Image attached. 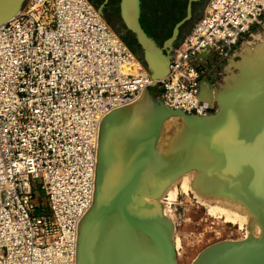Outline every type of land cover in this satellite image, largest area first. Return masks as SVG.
Listing matches in <instances>:
<instances>
[{"label":"built area","instance_id":"1","mask_svg":"<svg viewBox=\"0 0 264 264\" xmlns=\"http://www.w3.org/2000/svg\"><path fill=\"white\" fill-rule=\"evenodd\" d=\"M263 21L264 0H210L158 80L89 0H29L1 25L0 264H77L106 115L153 87L169 108L210 113V55Z\"/></svg>","mask_w":264,"mask_h":264},{"label":"bare ground","instance_id":"2","mask_svg":"<svg viewBox=\"0 0 264 264\" xmlns=\"http://www.w3.org/2000/svg\"><path fill=\"white\" fill-rule=\"evenodd\" d=\"M28 2L29 0H27L23 8L27 6ZM17 15L7 21L12 20ZM4 23L0 24V26ZM243 45L242 52H239L242 54L239 67L241 65L246 66L248 74L244 72V76L239 75L240 73L227 76L222 90L215 89L207 83H204L201 87L200 98L205 103L213 105L214 102H218L220 105L217 113L207 116L205 121L206 123H212L214 132L217 131L218 133L217 136L220 135V138L228 142L227 148L225 146L221 148L217 146L219 150L226 148V156L220 157L216 155L215 149L207 150L202 145L197 146V143L191 140L193 132L191 134L187 132L188 128L185 126V122L183 123V120L179 121V123L175 121L174 123L179 124V129L174 128V131L178 132L184 124L183 129L185 128V132L182 131L183 129L180 130L179 141L175 145L173 144L174 146L172 147L177 146L179 149L185 145L187 147V150L184 148L185 154H191L189 161L192 162L189 163L197 165L199 169L196 172L193 170V173L184 174L172 185L170 184L171 186L168 188L167 193L170 196L168 200H174L177 193V188L175 189V187L180 182L184 192L192 191L194 193L195 190L194 196L199 199L200 203L202 202V204L206 205L211 213L223 215L227 220L239 222L240 225H246L249 221L250 233L256 237L264 232V226L259 221L260 216H264V179L260 177V171L264 170V40L262 41L258 36L254 41ZM228 69L231 70L229 67ZM233 90H244L243 93H248V96L240 95L239 101L233 102L231 100V94L232 92L234 93ZM147 96V93L144 92L132 102L106 115L107 117L102 125L98 184L93 211L98 208L101 195L99 184L102 183L104 187V184L112 178L111 174L115 173V168L118 170V162L121 160L117 159L116 151L126 148V138L130 132L141 126H146L151 118L155 106L151 105ZM194 132L196 133V130ZM169 139L171 143V138ZM206 141L208 140L206 139ZM114 143L117 144L114 145ZM163 150L165 149L163 148ZM191 182L193 185L195 184L193 190ZM156 189V192H158L159 188L154 186L146 185V187L139 188V190L137 188L136 205L145 221L156 230L170 236L173 234H170V223L162 217L161 209L158 208L159 205L157 207L155 203L147 200L144 196V193L148 194ZM167 205H164L165 212L168 216L173 217L174 210L170 211ZM82 229L79 264H163L153 242L144 234H138L129 228L123 222L119 213H115L109 218L95 219L83 232ZM106 231H111L112 234L107 235ZM252 246L254 247L255 244ZM251 258L253 257L251 256ZM209 262V264H214L213 259ZM252 262L264 264V261L260 259Z\"/></svg>","mask_w":264,"mask_h":264},{"label":"rangeland","instance_id":"3","mask_svg":"<svg viewBox=\"0 0 264 264\" xmlns=\"http://www.w3.org/2000/svg\"><path fill=\"white\" fill-rule=\"evenodd\" d=\"M102 1L103 0H95L94 3L93 2L91 3L99 9ZM120 1L121 0H110V2L108 3L109 4L108 11H105L104 13H102V15L105 17V19L108 21V23L118 33L120 37L123 34L133 39L134 45L137 48V52H135L134 50L133 51L136 54V56H138V59L141 61V63L144 65L143 67L147 70V68L145 67L146 64L144 60L143 50L141 46L139 45V43L137 42L135 35L127 28L125 22L123 21L120 15ZM187 1L188 0H142L141 18H142L143 24L145 25L150 35L157 41L159 45H162L163 42L171 35L172 29L175 23L185 16ZM209 1L210 0H201L194 4L192 18L181 28L180 35L175 44L179 45L180 43H182L186 39V37L192 32L196 23L204 16ZM257 35L262 41L264 40V21L261 24L255 26L248 35H245L244 37H242L240 41L237 42L236 45L232 48V50L228 53L229 56L221 57L217 54L212 53L209 57V60L210 61L212 60L211 62L214 63L215 66L217 65L219 66V67L217 66L219 74L217 78H214L208 75L206 76L205 81L209 80L212 86L216 88L220 84H222L224 81V78H226L229 75H232V74L237 75L239 73H240L239 75H243V74L245 75V73L248 74V70L246 69V66L241 65V67H239L240 66L239 61H241L242 54H239V55H236V54L239 52L240 53L242 52L244 43L254 41L256 37H258ZM232 57L234 58V60L230 61ZM228 67L231 70H229ZM215 79L219 84L215 83L216 82ZM220 89L221 88H218V90ZM233 91L234 93L232 92L233 95L231 94L232 96L231 100L234 99L236 100V102H238L241 96L248 95V93H245V94L243 93L244 90L242 91L233 90ZM160 96H161L160 88L153 87L149 89V94L147 97L149 98L151 105L153 107L155 106L153 108L154 111L151 115L149 123L146 126L139 127L134 132V134L142 133L145 131L147 132L151 128V126L153 125L155 113H157L156 110L159 111L160 106H161ZM219 108L220 106L218 102H214V108L211 111V113H216ZM182 117H183L182 115H171L162 121L159 127V136L157 139V143L155 145L154 152H153V158H152L153 164L151 166V169L149 168L146 174H144V178L138 186V189L146 187V185L150 187L154 186V187L159 188L158 192H156L157 191L156 189L155 191H152L148 194L144 193V196L147 200L155 203L157 207L159 205L158 208L161 209L162 217L167 222L170 223L171 233H173L171 234L170 238H171V241L175 249L176 264H199L203 256L206 255V253L212 254L213 252H215L216 254L215 253L213 254H215V256L219 258L218 259L216 257V260H215L216 262H219V260L222 262L225 260L235 261L238 257L239 259L249 261L248 258H245L248 256L254 257L250 260L260 259L264 261V232L262 234H259L256 237L252 235L250 233V228L248 227L249 221L247 222L246 225L245 224L240 225L239 222H232L230 220H227L223 215L221 216L220 214L211 213L208 210L207 206L202 204V202L200 203L199 199H197L194 196L195 190H194V193L192 191L184 192L180 185L181 184L180 182L175 187V189L177 188L176 189L177 193L175 197L176 200L175 199H174L175 201L168 200V198H170L169 194L167 193L168 188L174 182H176L180 177H182L184 174L188 172L193 173V170L194 172H196L197 169H199L197 165H192V163H189V162H192V161H189V156L191 157V154H188V155L185 154V150H187V147L185 145L179 149L177 146L172 147L176 144V142L179 141V137H180L179 134L181 133L180 130L183 129L184 124L188 128L187 129L188 133L191 134L193 132L192 133L193 135L191 136V140L194 143H197V146L202 145L207 150L209 149L217 150V147L215 145L216 142L220 143L221 145L223 144V146L227 145L226 141L218 138L217 136L218 133L217 131L214 132V129H213L214 126L212 125V123L205 124V126L203 124L202 125L200 124L192 125L189 123L188 120ZM175 121L177 123H179V121H182L183 123L185 122L180 127V130L178 132L174 131V128L179 129L178 127L179 124L174 123ZM194 130H196V133L194 132ZM182 131L185 132V128ZM162 133L164 134V136H162L163 135ZM176 136H178L177 139H175ZM167 138L168 140H166ZM169 138H171V143H170ZM206 139L210 141L208 142L206 141ZM211 139H212V142H211ZM163 148L165 150H163ZM166 148H168L169 150ZM215 153L219 155L218 152H215ZM168 154L170 155L167 156ZM221 155H224V154H220V156ZM191 184H192L191 185L192 187L195 185V184L193 185L192 182ZM164 187L165 188L167 187V188L165 189ZM180 188L182 189V191ZM37 189L39 193V199L40 200L44 199V194L42 190L39 187H37ZM193 189L194 187L192 188V190ZM163 195H164V199L162 200ZM167 201H169V203L171 202V204L167 203ZM163 204L164 205L168 204L167 206L170 208V211L174 210L173 217L172 216L170 217L166 214L165 206ZM259 221H261L262 225L264 226V216L263 217L260 216ZM253 244H255L254 247L252 246ZM222 251L226 252L225 254H222L224 259L220 255Z\"/></svg>","mask_w":264,"mask_h":264},{"label":"water","instance_id":"4","mask_svg":"<svg viewBox=\"0 0 264 264\" xmlns=\"http://www.w3.org/2000/svg\"><path fill=\"white\" fill-rule=\"evenodd\" d=\"M199 1L201 0L187 1L185 16L175 23L171 35L163 42L162 45H159L157 41L149 33H147V31L145 30V28L141 23L142 0L120 1V15L123 21L125 22L127 28L135 35L137 42L141 46L146 64L145 67L147 68L153 79L158 80L165 77L168 74L171 53L175 48V46L177 45L175 43L178 40V37L181 32V28L192 18L193 6L195 3ZM26 2L27 0H0V24L6 22L11 17L17 15L23 9V6ZM99 11L103 13V5L99 7ZM239 54L240 53H237L236 55ZM231 60H234V58L232 57L230 61ZM225 79L226 78H224L223 83L218 87H216L215 89L221 88L222 90L223 84L225 83ZM204 83H207L209 86L213 87L209 80L204 81L202 85ZM145 92L147 93V95L149 94V90ZM200 95H201V90H200ZM232 101L236 102V100L234 99ZM160 102H161L160 109L159 111H157V113H155L153 125L151 126V128L147 132L145 131L138 134H134V132L138 128L135 131L130 132V134L126 138L127 147L116 151L117 159L121 160L120 162H118L119 165L117 166L118 170L115 168V173L113 175L111 174L112 178L109 179V181L104 184V187L102 183L99 184L100 186L99 191L101 195L99 198L98 208L93 211V206L96 200V189L98 184V169H99L100 151L102 144V125L107 116L103 119L101 123V130L99 137V152H98L94 202L92 207L83 217L80 224L79 237H78L77 264L80 263L79 257H80V247H81V240H80L81 228H83L82 229L83 232L86 229V227L90 223H92V221H94L95 219L100 220L102 218L104 219L109 218L113 216V214L115 213L120 214L121 219L123 220V222H125V224H127V226H129V228H131L138 234H144L153 242L159 255L161 256L163 264H176L175 249L170 238L171 235L168 236L156 230L147 221H145L141 212L139 211L138 206L136 205V201H135L136 191L140 182L144 178V174H146L147 170L151 168L153 164L152 158H153L154 148L159 136V127L164 119H166L171 115H182L192 125L203 124L205 126V124H208L206 123L205 118L215 113L210 112L206 115L189 114L180 109H172L167 107L162 101V99H160ZM116 110L112 111L111 113L115 112ZM218 138H220V135L218 136ZM220 139L225 141V139L223 138ZM115 144L117 143H114V145ZM227 145H229L228 142ZM227 145H225L226 148ZM217 146L221 148L223 144L221 145L220 143L219 144L217 143L216 147ZM225 147L222 150H219L217 147L218 150H215V152H218L219 154L218 156H220V154H224L221 155L220 157L226 156V152H223L226 149ZM245 163L248 164L247 161H245ZM260 177L264 179V170L260 171ZM106 234L111 235L112 233L111 231L109 232L106 231ZM123 246H125V244H123ZM213 253L212 254L207 253L206 255H204L199 264H209L210 263L209 261L212 259L214 264L216 263L217 264H255V262H252L253 260H250L252 259L251 256L245 257L248 258L249 261L239 259L238 257L235 261L225 260L222 262L219 260V262H216L215 261L217 257L215 256L216 253L215 254ZM225 253L226 252L224 251L221 252L220 255L222 258H223L222 254Z\"/></svg>","mask_w":264,"mask_h":264},{"label":"flooded vegetation","instance_id":"5","mask_svg":"<svg viewBox=\"0 0 264 264\" xmlns=\"http://www.w3.org/2000/svg\"><path fill=\"white\" fill-rule=\"evenodd\" d=\"M90 2H93L94 3V1L95 0H89ZM110 2V0H107V1H105V0H103L102 1V3L100 4V6H102L103 5V13L105 12V11H108V3ZM142 23V22H141ZM121 38L125 41V43L130 47V49H132V50H134L135 52H137V48L135 47V45H134V41H133V39L132 38H129V37H127L126 35H121ZM212 61V60H211ZM209 63H212V62H210L209 61ZM212 77H217V75L214 73V75H211ZM216 81V80H215Z\"/></svg>","mask_w":264,"mask_h":264},{"label":"trees","instance_id":"6","mask_svg":"<svg viewBox=\"0 0 264 264\" xmlns=\"http://www.w3.org/2000/svg\"><path fill=\"white\" fill-rule=\"evenodd\" d=\"M179 21V20H178ZM177 21V22H178ZM141 22H142V25H143V27L145 28V30L147 31V29H146V27H145V25L143 24V21H142V18H141ZM147 33H149L148 31H147ZM150 34V33H149Z\"/></svg>","mask_w":264,"mask_h":264}]
</instances>
